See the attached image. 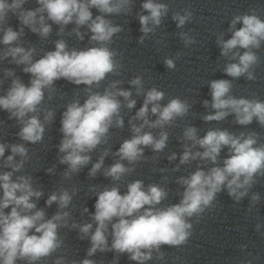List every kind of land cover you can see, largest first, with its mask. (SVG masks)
<instances>
[{"label": "clouds", "instance_id": "9594fccd", "mask_svg": "<svg viewBox=\"0 0 264 264\" xmlns=\"http://www.w3.org/2000/svg\"><path fill=\"white\" fill-rule=\"evenodd\" d=\"M26 3L28 0H0V45L4 46L0 48V61L8 60L11 64L23 66L22 71L30 74L26 85L13 69H5L4 79H12L6 92L0 95V110L8 113L9 120L18 122L20 128L16 136L21 141L0 142V264H38L50 257L63 245L59 236L61 227L76 229L80 239L90 241L85 258L72 260L70 264H96L91 257L97 252L115 253L114 264L122 254H127L128 259L136 264H146L153 259L162 261V247L185 245L192 235V219L198 223L206 210L215 207L219 193L226 191L236 203L249 197L257 177H264V144L258 145V133L250 131L237 135L227 129L210 128L201 137L196 127L187 126L178 138L183 142V151L172 171L197 160L212 166L207 170L197 166L188 176L177 178L176 183L182 188L177 203L159 207L167 199L168 191L155 183L145 186L140 179L128 183L123 194L115 184L99 191L98 186L93 185L90 190L97 199L94 213L89 214L90 221H72L69 224L71 213L65 209L72 203L77 189L69 191L62 187L48 196L46 205L56 204L57 211L46 218L44 209L38 208L36 203L43 196L42 189L33 186L32 176L17 175L29 158L26 143L41 142L46 131L45 123L54 119L52 110L40 107L45 99V90L49 93L54 91L55 81L59 79L85 86L83 104L79 99L67 104L60 120L62 138L58 145V162L67 166L63 176L70 179L90 163V154L99 145L107 143L111 128L123 129L122 108L131 110L136 106V100L131 98V88L119 87L120 80L110 81L102 93L92 88L93 85L99 87L108 74L118 75L122 68L116 59L117 51L108 45L123 28L107 17L127 15L133 0H36L38 7L34 9H26ZM93 8L99 13L95 17L91 11ZM141 9L137 13L142 33L138 43L143 44L161 26L169 13V6L159 0H143ZM10 14L18 19V30L8 24ZM171 19L177 28H183L192 21L193 13L189 9H184L183 13L173 12ZM53 24L58 26L57 35H64L65 28L69 24L74 25L68 35L74 34L80 41L88 35L91 46L83 50L69 49L64 39H57L55 50L47 51L34 60L36 49L25 48L18 43L25 35V28L47 38L52 33ZM82 28L87 31L82 32ZM227 31L231 33L230 38L225 39V34L221 33L216 43L220 56L230 61L222 71L232 79L208 82L211 100H204L203 105L211 111L202 119L221 122L233 115L235 124L247 126L255 120L264 127V101L231 95L232 80L240 77L249 81L256 79L254 67L259 64V57L254 50L260 49L264 43V20L253 9L251 14L234 15ZM178 35L185 47L196 43L195 37L188 32L181 31ZM179 56L177 53V58ZM163 63L169 70L176 68L172 58H165ZM128 83L136 95L144 96L142 106L128 121L132 135L124 139L115 152L105 148L88 171L89 177H96L103 169L104 177L111 178L113 182L121 181L125 175L135 171L136 163L146 159L145 148L159 153L167 147L169 133L165 127L173 125L177 118H183L189 112L190 105L179 97L162 104L165 93L156 87L145 91L141 76H135ZM48 98H52L51 94ZM41 112L43 121L39 115ZM150 116L156 118L153 120ZM145 129L160 131L154 135ZM225 148L227 156L221 162L220 154ZM6 150H10L7 156ZM109 154L116 159L104 167L105 157ZM167 159L170 162L177 160V153H171ZM54 171L55 165L47 169L48 173ZM160 171L167 170L161 168ZM260 199V194L253 192L249 209L255 207ZM83 212L88 213V208L85 207ZM262 227L257 223L255 230L264 235ZM240 247L243 250L247 245ZM54 264L69 262L59 256ZM243 264L253 262L247 260Z\"/></svg>", "mask_w": 264, "mask_h": 264}, {"label": "water", "instance_id": "95a60500", "mask_svg": "<svg viewBox=\"0 0 264 264\" xmlns=\"http://www.w3.org/2000/svg\"><path fill=\"white\" fill-rule=\"evenodd\" d=\"M169 6L167 17L163 18L162 24L156 29L154 34H150L143 44L138 43L142 35L137 13L140 12L143 0H133L131 11L125 15H112L107 17L113 24L121 25L123 30L115 35L109 48L116 50L117 60L122 64L118 75L108 74L99 87L93 85V91L103 92L112 80H120L119 87L132 90V99L136 100L135 108L128 110L122 108L121 115L124 118V127L111 128L107 137V143L101 144L90 155V163L79 173L73 174L70 179H65L63 172L67 166L58 162V145L62 138L59 131L62 113L66 110L67 104L79 99L83 104L86 93L84 85H74L65 79L55 81L54 91L49 93L45 90V99L41 104V109H50L54 112V119L45 123V134L43 140L36 144L26 143L28 148V159L25 161L24 168L17 175H29L33 178V186L42 189L43 196L36 201L37 207L44 209L46 218H50L57 211V205L51 207L46 205V200L51 192L60 188H67L71 191L77 189L73 196L72 203L66 211L71 213L69 224L72 221L84 223L90 221V213H94L95 201L97 196L90 189L96 185L97 191L105 186H115L120 188L121 194L126 192V185L136 179L148 184H159L168 191V197L162 201L159 207H166L177 203L180 199L179 192L182 191L176 180L180 176H188L196 170L197 166H203L205 170L211 167L210 163L193 161L188 165H181L178 171L172 169L179 163V155L183 151V142L178 138L182 136L183 130L187 126H194L198 129V136H203L210 128L227 129L234 134L240 132L248 133L255 131L258 133V145L264 144V127H261L255 120L247 126L234 123V116L229 115L221 122H205L202 116L211 109H206L203 105L204 100H211L209 81L214 79H229L223 73L226 63L230 62L220 56V48L216 43L217 37L225 34V39L230 38L231 33L227 31L229 22L234 15L248 13L254 9L256 14L264 20V0H159ZM26 9L38 7L36 0H28L24 5ZM184 9H189L193 13V19L183 28H177L176 22L171 19L173 12L183 13ZM93 16L98 15V11L91 9ZM147 14V13H144ZM51 23V22H49ZM8 24L14 30H18L19 21L15 16L9 17ZM238 25L237 27H240ZM74 25L69 24L65 28L64 35H57L58 26L52 25V33L47 38L39 37L25 28V35L21 37L20 43L25 48L34 47L36 53L34 60L42 57L47 51L55 50V41L64 39L69 49L78 50L90 47L89 36L86 35L83 41L76 38L74 34L68 35ZM81 31H87L82 28ZM188 32L195 37L196 43L184 46L180 39L179 32ZM90 35V33H89ZM159 41V43H158ZM0 45V48H3ZM259 64L254 67L255 80H247L244 77L232 80L231 95L240 98L259 99L264 101V43L260 49H255ZM177 53H180L177 58ZM165 58L175 60L176 68L169 70L163 61ZM23 66L11 64L8 60L0 61V95H3L10 86L12 78L4 79V70L13 69L16 76L27 85L30 74L22 71ZM135 76H141L144 81V89L147 91L156 87L165 93V98L161 102L166 104L170 99L179 97L185 100L190 109L186 116L177 118L171 126H166L165 130L169 133L167 147L159 153L153 152L150 148H145L146 159L134 165L135 171L125 175L121 181L113 182L111 178L103 176L101 170L96 177H89L88 171L93 163L97 161L105 148H110L112 152L119 149L124 139L131 137L129 119L135 115L136 111L143 104L144 96L136 95L135 89L128 83ZM51 94V99H49ZM123 98H121L122 100ZM43 121V112L40 114ZM150 116V119H155ZM20 125L15 119L9 120L8 113L0 110V142L19 143L16 136ZM158 135L159 129H145ZM177 153V160L169 161L168 155ZM10 150H6L5 155H9ZM227 156V148L223 149L220 158ZM19 159V158H17ZM116 157L109 154L105 157L104 167L110 166ZM127 164V162H124ZM55 165V171L48 173L47 169ZM131 167V165H129ZM167 171L161 172L160 169ZM7 170V169H5ZM166 177V179H165ZM253 192L260 194V201L255 207L249 209L250 196ZM87 207L89 212L84 213ZM5 211H10L6 209ZM193 230L188 242L180 247L163 246L161 251L164 253V260H150L146 264H243L247 260H252L253 264H264V235L255 230V225L261 223L264 226V177H257V183L252 187L249 197L244 198L240 203L234 202L223 191L218 194L215 207L206 210L199 222L192 219ZM264 232V227L261 229ZM59 236L63 240V245L50 257L38 262V264H54L57 257L63 256L66 261H80L86 256V250L90 247V241L79 238L78 230L70 227H61ZM240 245H247L243 250ZM155 255V254H154ZM115 253L97 252L91 259L96 264H114ZM23 264V262H18ZM117 264H136L128 259L127 254H122L118 258Z\"/></svg>", "mask_w": 264, "mask_h": 264}]
</instances>
